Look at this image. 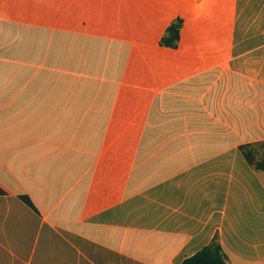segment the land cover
<instances>
[{
  "label": "crops",
  "instance_id": "0c3cea01",
  "mask_svg": "<svg viewBox=\"0 0 264 264\" xmlns=\"http://www.w3.org/2000/svg\"><path fill=\"white\" fill-rule=\"evenodd\" d=\"M0 190V264H264V0H0Z\"/></svg>",
  "mask_w": 264,
  "mask_h": 264
},
{
  "label": "trees",
  "instance_id": "16d2710c",
  "mask_svg": "<svg viewBox=\"0 0 264 264\" xmlns=\"http://www.w3.org/2000/svg\"><path fill=\"white\" fill-rule=\"evenodd\" d=\"M182 23L183 22L181 19H177L167 28L166 33L161 40L164 46H177L180 38ZM248 148L249 146L245 145L242 147V150L245 151V157L247 161L253 164V162L255 161V156L253 152ZM257 167L263 168V164L258 163ZM24 199L27 203H30L27 198ZM182 264H227V259L219 243L213 241L210 245L204 247L193 256L186 258L182 262Z\"/></svg>",
  "mask_w": 264,
  "mask_h": 264
}]
</instances>
